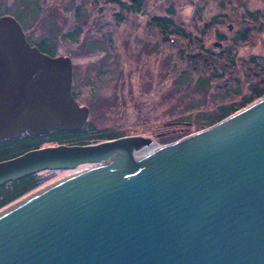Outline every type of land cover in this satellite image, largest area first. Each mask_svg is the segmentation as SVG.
Returning <instances> with one entry per match:
<instances>
[{
    "label": "water",
    "instance_id": "obj_1",
    "mask_svg": "<svg viewBox=\"0 0 264 264\" xmlns=\"http://www.w3.org/2000/svg\"><path fill=\"white\" fill-rule=\"evenodd\" d=\"M72 78L70 57L41 52L0 15V139L81 129L88 109ZM152 142L128 135L0 161V185L98 164L0 213V264H264V96L135 155Z\"/></svg>",
    "mask_w": 264,
    "mask_h": 264
},
{
    "label": "rangeland",
    "instance_id": "obj_2",
    "mask_svg": "<svg viewBox=\"0 0 264 264\" xmlns=\"http://www.w3.org/2000/svg\"><path fill=\"white\" fill-rule=\"evenodd\" d=\"M27 1L0 0V6L24 15L30 40L50 37L57 54L71 58L77 100L97 128L163 145L159 137L189 135L218 105L239 101L251 86L264 87V0H142L137 12L122 11L114 0H29L41 5L36 19ZM168 8L190 38L164 39L149 23ZM78 22L76 42L62 36ZM245 30L246 39H238ZM204 49L220 54L203 58ZM199 76L209 84L197 86ZM91 166L51 171L47 182L2 209Z\"/></svg>",
    "mask_w": 264,
    "mask_h": 264
},
{
    "label": "trees",
    "instance_id": "obj_3",
    "mask_svg": "<svg viewBox=\"0 0 264 264\" xmlns=\"http://www.w3.org/2000/svg\"><path fill=\"white\" fill-rule=\"evenodd\" d=\"M114 2L118 5V7L122 11H133L137 12L141 9L142 0H114ZM22 3V2H21ZM28 5L31 10V17L38 18L41 12V5L37 2L27 1L25 3ZM0 6V15L9 14L15 17L18 22L21 24L26 39L32 45L38 47V49L50 56L58 55L56 52V47L54 45L53 40L50 37H42L38 41L30 40L29 36L27 35L24 25L23 19L24 15H19L16 13V10H11L10 8L1 9ZM173 10L171 8L167 9L163 15H153L149 18V23L156 26L164 39L169 38L172 35H180L183 38H190L191 35L189 32L185 31L183 27L177 25L174 22L173 17ZM77 19L79 18V14L75 16ZM82 33V28L78 23L70 30L64 32L62 36L68 37V39L76 42L78 37ZM246 30L238 32V39L245 40L246 39ZM97 50H103L102 46H98ZM220 54V52L215 53L210 49L203 50V58H211L212 55ZM252 61H254V65H258L255 56H251ZM264 59V57L262 58ZM209 78L206 76H199L196 79V85L199 87L208 85ZM74 70H73V84H72V94L75 98H77V93L74 90ZM252 90L245 95H242L239 101H233L228 104H220L217 106L216 110L213 112V115L206 114L204 115V123L198 130L208 127L213 123L223 119L224 117L228 116L229 114L233 113L234 111L238 110L239 108L247 105L254 99L262 96L264 94V87L255 88L252 87ZM197 131V130H196ZM193 133V132H192ZM190 134V133H189ZM122 132L111 130L109 128L100 129L97 128L96 125L88 120L84 127L80 130H51L46 134L41 135H30L28 133H23L18 138H4L0 139V161L10 159L16 157L18 155L23 154L24 152L36 149L46 145H55V144H93L103 140L113 139L116 137L123 136ZM188 135V133L186 134ZM186 135H175L170 134L168 136L159 137V142L164 144L168 142H172L178 140ZM173 136V137H172ZM51 171H44L35 174H30L25 177H22L17 180L9 181L0 186V210L9 205L10 203L16 201L17 199L21 198L22 196L28 194L29 192L37 189L39 186L44 184L50 179Z\"/></svg>",
    "mask_w": 264,
    "mask_h": 264
},
{
    "label": "bare ground",
    "instance_id": "obj_4",
    "mask_svg": "<svg viewBox=\"0 0 264 264\" xmlns=\"http://www.w3.org/2000/svg\"><path fill=\"white\" fill-rule=\"evenodd\" d=\"M174 22L177 24V25H179V23H177L176 22V20H174ZM182 27V26H181ZM72 84H73V80H72ZM71 94H72V85H71ZM72 96H73V94H72ZM264 96V95H263ZM74 97V96H73ZM262 96H260V97H258V98H261ZM258 98H256V100L258 99ZM74 99L78 102V100H77V98H75L74 97ZM253 101H255V99L253 100ZM253 101H251V102H253ZM250 102V103H251ZM250 103H248L247 105H249ZM78 104L80 105V103L78 102ZM247 105H245V106H247ZM81 106H83V105H81ZM245 106H243V107H245ZM243 107H241V108H239V109H242ZM87 109H88V113H87V118H86V121H85V123H84V125L86 124V122L88 121V115L90 114V112H89V108L87 107ZM238 109V110H239ZM232 114V113H231ZM230 115V114H229ZM228 115V116H229ZM227 117V116H226ZM216 123V122H215ZM214 124V123H213ZM84 125H83V127H84ZM82 127V128H83ZM81 128V129H82ZM202 129H204V128H202ZM202 129H200V130H202ZM52 130H61V129H52ZM80 130V129H79ZM51 131V130H50ZM71 131H75V130H71ZM197 131H199V130H197ZM197 131H195V132H197ZM49 132V131H48ZM47 132V133H48ZM195 132H193V133H195ZM24 133H28V132H24ZM23 134V133H22ZM21 134V135H22ZM28 134H30V133H28ZM41 134H46V133H41ZM41 134H35V135H41ZM20 135V136H21ZM30 135H33V134H30ZM19 136V137H20ZM123 136H128V135H123ZM120 137H122V136H120ZM18 138V137H17ZM116 138H119V137H116ZM116 138H113V139H116ZM4 139V138H3ZM113 139H108V140H113ZM108 140H103V141H108ZM100 142H102V141H100ZM98 143V142H97ZM60 144H64V143H60ZM60 144H55V145H60ZM93 144H95V143H93ZM65 145H83V144H65ZM84 145H89V144H84ZM47 146H53V145H46V146H42V147H39V148H43V147H47ZM39 148H36V149H39ZM154 148H156V146H154V144H153V142L151 143V145L149 146V147H144V149H141L140 151H138V152H136L135 153V155L137 156V157H139V156H142V155H148V154H150L152 151H153V149ZM31 150H33V149H31ZM28 151H30V150H28ZM27 152V151H26ZM25 153V152H24ZM19 156V155H18ZM14 158V157H13ZM11 159V158H10ZM7 160V159H6ZM3 161V160H2ZM87 164H93V166H91L90 168H85V169H83V170H80V171H77V172H75V173H72L71 175H68V177H71V176H74V175H77V174H79V173H85V172H88L90 169H92V168H96L97 167V165L98 164H96V163H87ZM81 164H78L75 168H77L78 166H80ZM44 171H51V170H43L42 172H44ZM25 177V176H24ZM68 177H64V178H61V179H57V180H55V181H53V182H51V183H49V184H47V185H44L42 188H39L38 190H36L35 192H33V193H31L30 195H32V194H34V193H36V192H38V191H40L41 189L43 190V189H45V188H47V187H49V186H51V185H53V184H55V183H59V182H61V181H63V180H65L66 178H68ZM20 179V178H19ZM1 186V185H0ZM30 195H28V196H30ZM27 197V196H26ZM21 200V199H20ZM1 212H5V209H1L0 210V213Z\"/></svg>",
    "mask_w": 264,
    "mask_h": 264
}]
</instances>
